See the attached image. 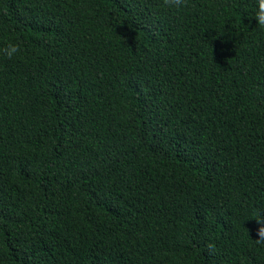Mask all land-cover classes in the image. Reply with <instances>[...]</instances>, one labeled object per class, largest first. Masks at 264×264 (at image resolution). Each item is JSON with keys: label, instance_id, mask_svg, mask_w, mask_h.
<instances>
[{"label": "trees", "instance_id": "trees-1", "mask_svg": "<svg viewBox=\"0 0 264 264\" xmlns=\"http://www.w3.org/2000/svg\"><path fill=\"white\" fill-rule=\"evenodd\" d=\"M257 7L0 0V264H264Z\"/></svg>", "mask_w": 264, "mask_h": 264}, {"label": "clouds", "instance_id": "clouds-1", "mask_svg": "<svg viewBox=\"0 0 264 264\" xmlns=\"http://www.w3.org/2000/svg\"><path fill=\"white\" fill-rule=\"evenodd\" d=\"M186 3L187 0H163L164 6L174 9H179L182 6H185ZM257 5L258 7L253 18L257 21V24L260 27H264V0H257ZM19 50L18 45L9 43L0 51H2L7 58L12 59L19 52ZM257 223L260 227L257 229L258 238L256 240L258 243H264V220H257ZM208 247L213 248L214 246L209 244Z\"/></svg>", "mask_w": 264, "mask_h": 264}]
</instances>
